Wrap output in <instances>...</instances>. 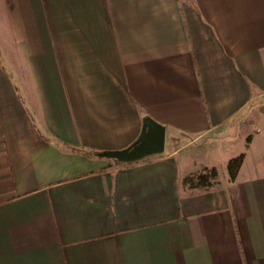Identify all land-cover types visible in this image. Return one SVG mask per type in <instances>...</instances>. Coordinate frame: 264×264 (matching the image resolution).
I'll return each mask as SVG.
<instances>
[{"label": "crops", "instance_id": "1", "mask_svg": "<svg viewBox=\"0 0 264 264\" xmlns=\"http://www.w3.org/2000/svg\"><path fill=\"white\" fill-rule=\"evenodd\" d=\"M0 264H264V0H0Z\"/></svg>", "mask_w": 264, "mask_h": 264}, {"label": "water", "instance_id": "2", "mask_svg": "<svg viewBox=\"0 0 264 264\" xmlns=\"http://www.w3.org/2000/svg\"><path fill=\"white\" fill-rule=\"evenodd\" d=\"M165 144V127L150 116H144L137 137L126 147L97 152L99 157L118 162H132L143 157L162 153Z\"/></svg>", "mask_w": 264, "mask_h": 264}, {"label": "rangeland", "instance_id": "3", "mask_svg": "<svg viewBox=\"0 0 264 264\" xmlns=\"http://www.w3.org/2000/svg\"><path fill=\"white\" fill-rule=\"evenodd\" d=\"M257 118V112L255 109L251 111L249 108L239 116V119L235 121V124L227 131L225 136H223V142L221 143L220 147V158L223 157H231L238 146L241 145L242 139L248 137V133L250 132L251 128L255 126V120ZM225 142V143H224ZM230 144V145H228ZM224 148V149H222ZM217 172V170H216ZM220 173V171H219ZM216 173V177L214 178L217 183V179H219L220 174Z\"/></svg>", "mask_w": 264, "mask_h": 264}, {"label": "trees", "instance_id": "4", "mask_svg": "<svg viewBox=\"0 0 264 264\" xmlns=\"http://www.w3.org/2000/svg\"><path fill=\"white\" fill-rule=\"evenodd\" d=\"M243 154L236 155L231 157L226 163V169L229 174V178L232 179L241 163ZM216 168L215 167H204L199 173L186 176L184 182L190 184V187H202L209 186L213 183L214 178L216 177Z\"/></svg>", "mask_w": 264, "mask_h": 264}]
</instances>
